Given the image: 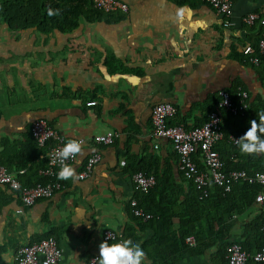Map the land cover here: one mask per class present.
I'll use <instances>...</instances> for the list:
<instances>
[{
	"label": "crops",
	"instance_id": "1",
	"mask_svg": "<svg viewBox=\"0 0 264 264\" xmlns=\"http://www.w3.org/2000/svg\"><path fill=\"white\" fill-rule=\"evenodd\" d=\"M119 1L127 6L121 21L83 20L68 34L11 33L0 27V164L23 185L35 182L45 167V150L35 148L30 137L34 121L46 120L66 140L88 142L108 131L120 136L110 147H81L73 164L75 178L62 180L50 199L29 208L0 186L2 264H14L18 248L48 236L57 241L58 264H89L98 256L105 231L122 235L128 228L146 253L143 264H151L154 230L132 220L129 209L135 195L132 172L141 170L160 181L143 202L153 215H162L154 224L157 231L179 230L183 213L193 215L194 193L177 169L169 142L152 137L155 105H172L171 123L193 128L217 109L220 91L242 88L249 108L242 117L221 112L224 138L215 149L230 164H258L261 154H242L230 138L243 135L248 121L264 111V56L253 65L244 54L247 46L256 48L264 25L242 23L249 13L264 16V0H234L228 28L221 16L195 1ZM230 97L238 101L237 95ZM88 101L96 104L87 106ZM252 105L257 107L248 113ZM94 153L100 162L80 180ZM261 207L255 203L234 215L224 241L243 242L245 228L257 221ZM246 237L254 251L255 232ZM215 252L212 248L176 264H213Z\"/></svg>",
	"mask_w": 264,
	"mask_h": 264
},
{
	"label": "built area",
	"instance_id": "2",
	"mask_svg": "<svg viewBox=\"0 0 264 264\" xmlns=\"http://www.w3.org/2000/svg\"><path fill=\"white\" fill-rule=\"evenodd\" d=\"M93 8L104 13L127 12V6L117 0H90ZM179 1V0H173ZM195 1L211 8L217 15L223 18L222 26L228 28L231 25L232 7L234 0H190ZM255 22L264 25V16L256 13H249L242 18V23L251 26ZM244 54L249 56L250 63L257 65L259 58L264 56V36H262L256 45V51L250 46L244 49ZM238 101L234 103L226 91L218 93L217 109L210 112L206 121L197 127L186 131L181 126L169 125V121L176 115V109L170 104L155 105L150 114V123L152 137L156 140L162 139L169 142L172 151L177 157V169L183 178L190 182L199 193L200 199L208 197V190L211 186L222 189L225 193L231 191L233 185L246 183L248 185H257L264 189V172L253 176L245 171L225 170V164L217 153L215 146L223 140L221 112L232 116H244L249 108V98L245 91L239 89L237 93ZM94 101H88L87 106H94ZM31 136L39 148H47L45 155L46 165L41 175L49 179L45 185H35L32 187L23 186L16 175L10 173L4 166L0 165V186H4L17 194L24 207H31L40 200L50 199L54 193L61 189L56 171L58 164L56 152L67 142L66 139L57 131L48 126L45 120H36L33 122ZM118 139V134L108 131L102 135L94 136L90 141L75 139L80 142L81 147L89 146H111ZM236 138H230L233 144ZM203 164V171L198 169L194 160L195 154ZM76 160V159H75ZM72 161V164L75 162ZM99 153H94L88 157L84 169L79 176L80 180L88 178L94 167L100 162ZM19 171L18 174H23ZM53 180V181H52ZM156 184L155 176L136 173L132 176V186L135 192L144 194L151 190ZM255 203L264 205V194L259 192L255 197ZM129 207L135 217L144 222L152 219V215L144 210L137 208L134 200L129 202ZM261 233L264 236V213H262ZM103 241L117 242L123 240L120 233L110 230L102 234ZM186 244L190 247L195 246L193 237L186 239ZM225 258L227 264H264V244L255 252L243 250L239 243H232L226 249ZM60 260V250L55 238H46L37 243H31L20 247L14 254V264H58ZM97 258L90 261L89 264H95Z\"/></svg>",
	"mask_w": 264,
	"mask_h": 264
},
{
	"label": "trees",
	"instance_id": "3",
	"mask_svg": "<svg viewBox=\"0 0 264 264\" xmlns=\"http://www.w3.org/2000/svg\"><path fill=\"white\" fill-rule=\"evenodd\" d=\"M182 1L189 0H179L175 2ZM50 10L54 13L53 15H49ZM126 13L115 12L107 14L98 11L93 8V4L90 0H0V27H5L6 30L11 33H20L35 30L45 36L50 35L54 32L68 34L75 30L76 27H78L80 22L83 20L88 22L105 20L108 23H116L118 21H121L123 19L122 15ZM253 50L256 51V48L254 47ZM118 70L120 69H116V71ZM228 93L236 99L237 89H235L233 92ZM255 107H257V105H252L250 112L248 113L253 112V109H255ZM168 123L170 126L177 125L171 123V121H169ZM48 126L51 127L49 123ZM51 128L54 129L53 127ZM184 129L186 131H189L191 128L184 127ZM54 130L57 131L56 129ZM30 137L33 146L38 150H45L44 152L46 155L47 148H39L33 140L31 132ZM119 137L120 136L118 134V139H116L114 144L119 140ZM114 144H112L111 146H113ZM102 147L110 146L100 145L94 148ZM198 158L199 154L196 153L194 156V160L198 166V169L202 171L203 167L200 165L201 163L198 161ZM223 162L225 164L226 171H245L248 175L251 176L257 173L264 172V154H261L258 164H256L255 166H250L248 164H245L243 166H236L225 161ZM44 168L45 167L41 168V170L43 171ZM136 173H143L147 175V173L141 170H135L132 172V176ZM155 180V186L144 194L135 192L132 186V190L135 195L134 198L131 199L136 202L137 208H140L146 213H149L153 216V219L147 221L148 223L146 222L145 226L154 230V236L151 242L154 247V251L150 255L151 264H176L181 259L189 260L194 257H201L204 252L211 250L212 248H216L217 250V252H215L212 256L213 260L215 259V262L213 264H227L225 254L226 249L230 244L239 243L243 250L247 252H255L264 244V236L261 233V227L263 224L262 213H264V205H262L261 207L262 212L257 218V221L255 223H251L245 228L243 242H228V240L224 241L228 233V229L230 228L229 220L237 213L240 214L241 212H243L246 207L254 205L256 195L259 192L264 194L263 188L257 185L238 183L232 186L230 192L225 193L222 189H219L215 186H211L208 190V197L205 199H200L199 193L195 190V188H193L194 193L191 196L190 205L193 211V215L191 216L190 214L187 215L183 213L181 219H183L184 222L181 223L178 231L172 232L170 230H164V232H160L156 230V225L154 224H158V220H156V218H162V215L157 214V212L153 215L152 211H150L149 208H146L143 205L144 199L153 196V190H155L156 185L160 183L156 176ZM48 182L49 179L41 175L33 183L24 185L22 183L21 184L23 186L32 187L35 185H45ZM61 182L62 180H59V183L62 185ZM130 212L132 220L137 222L139 225L143 224L144 221L138 217H135L131 209ZM202 218L204 219V224L206 227L205 233L202 228ZM251 231L253 233L255 232L256 238V245L254 246V251H251V246L248 244L246 237V235L249 237V233ZM122 237L123 240H132L134 242L137 239L131 228L126 229V231L122 234ZM188 237L194 238V247H190L185 243ZM46 238L51 237L48 236ZM3 252L4 249L0 246V264H2L1 257ZM248 264L255 263L249 262Z\"/></svg>",
	"mask_w": 264,
	"mask_h": 264
},
{
	"label": "clouds",
	"instance_id": "4",
	"mask_svg": "<svg viewBox=\"0 0 264 264\" xmlns=\"http://www.w3.org/2000/svg\"><path fill=\"white\" fill-rule=\"evenodd\" d=\"M54 13L50 10L49 15ZM259 119L248 121V128L235 139L242 154H264V111L258 114ZM81 144L77 140H68L57 152L54 163L58 164L57 179L69 180L75 178L72 161L81 153ZM145 251L140 242L121 240L109 244L106 240L98 245L97 264H143Z\"/></svg>",
	"mask_w": 264,
	"mask_h": 264
}]
</instances>
